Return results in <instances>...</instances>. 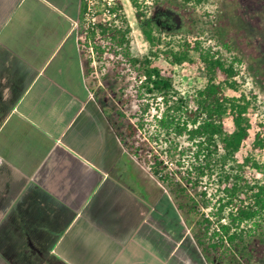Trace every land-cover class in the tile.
Wrapping results in <instances>:
<instances>
[{"label":"crops","instance_id":"1","mask_svg":"<svg viewBox=\"0 0 264 264\" xmlns=\"http://www.w3.org/2000/svg\"><path fill=\"white\" fill-rule=\"evenodd\" d=\"M84 4L0 0V264H212L88 87Z\"/></svg>","mask_w":264,"mask_h":264},{"label":"trees","instance_id":"2","mask_svg":"<svg viewBox=\"0 0 264 264\" xmlns=\"http://www.w3.org/2000/svg\"><path fill=\"white\" fill-rule=\"evenodd\" d=\"M181 1L198 6L208 0ZM131 2L146 53L136 56L131 50L132 28L122 0L115 7L118 18L99 17L83 41L84 50H91L90 68L94 59L121 54L137 72L133 94L118 106L114 102L113 122L123 129L120 135L131 139L133 153L180 197L211 263L250 264L256 238L264 243V162L259 159L264 155V102L246 85L236 54L205 46L200 35L162 45L161 30L175 23L170 11L160 7L146 16L142 2ZM86 11L85 0L84 16ZM177 65L197 69L204 83L184 94L176 85ZM129 101L135 106L131 112Z\"/></svg>","mask_w":264,"mask_h":264},{"label":"rangeland","instance_id":"3","mask_svg":"<svg viewBox=\"0 0 264 264\" xmlns=\"http://www.w3.org/2000/svg\"><path fill=\"white\" fill-rule=\"evenodd\" d=\"M139 1L147 8L146 16H150L160 7L170 11L172 16L174 13L178 14V20L169 31L161 30L162 45L170 40L178 44L186 37L196 38L200 35L205 46L215 45L224 49L226 55L236 54L241 58L246 85L257 90L264 102V0H208L198 6L193 3L183 4L181 0H164L165 2L159 3L161 5L156 3V0ZM122 2L128 18H133L130 21L133 36L131 50L136 56L146 53L149 47L136 17L135 8L131 0ZM224 42H228L229 47H224ZM162 45L159 47L162 48ZM192 56L196 59L198 54L193 52ZM89 58L90 55L86 54V64H89ZM95 60L92 68L86 65L88 87L93 94L101 95L104 102L106 100L110 108L115 110L114 102H117L118 106L122 98L128 100L130 92L133 94L135 91L137 72L131 70V63L121 54L108 56L102 61ZM160 60L165 63L162 57ZM203 83L204 78L197 69H192L190 65L176 66V85L184 94H190ZM126 109L131 112L135 106L129 101ZM259 159L264 162V155H259ZM261 179L264 180V175ZM164 186L170 192L173 191L166 183ZM171 193L176 202L180 197L176 196L175 192ZM181 199L186 203L188 198ZM258 242L256 238L254 261L250 264L259 263L261 256H264V243Z\"/></svg>","mask_w":264,"mask_h":264},{"label":"built area","instance_id":"4","mask_svg":"<svg viewBox=\"0 0 264 264\" xmlns=\"http://www.w3.org/2000/svg\"><path fill=\"white\" fill-rule=\"evenodd\" d=\"M117 2L118 0H86L87 11L82 24L84 33L97 24L99 17L103 20H115L118 18L119 13L115 10Z\"/></svg>","mask_w":264,"mask_h":264},{"label":"flooded vegetation","instance_id":"5","mask_svg":"<svg viewBox=\"0 0 264 264\" xmlns=\"http://www.w3.org/2000/svg\"><path fill=\"white\" fill-rule=\"evenodd\" d=\"M173 17H174L175 21L178 20V14L177 13H174Z\"/></svg>","mask_w":264,"mask_h":264}]
</instances>
